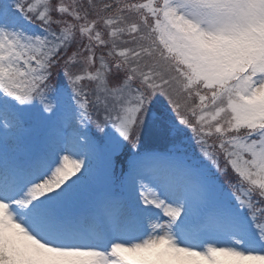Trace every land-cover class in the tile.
<instances>
[{
  "label": "snow or ice",
  "instance_id": "6c2138e0",
  "mask_svg": "<svg viewBox=\"0 0 264 264\" xmlns=\"http://www.w3.org/2000/svg\"><path fill=\"white\" fill-rule=\"evenodd\" d=\"M0 264H264V0H0Z\"/></svg>",
  "mask_w": 264,
  "mask_h": 264
}]
</instances>
